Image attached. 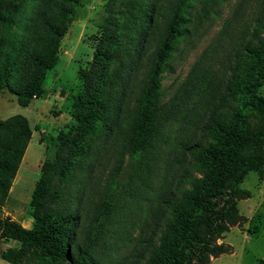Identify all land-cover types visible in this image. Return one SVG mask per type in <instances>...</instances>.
Segmentation results:
<instances>
[{
    "label": "trees",
    "instance_id": "trees-1",
    "mask_svg": "<svg viewBox=\"0 0 264 264\" xmlns=\"http://www.w3.org/2000/svg\"><path fill=\"white\" fill-rule=\"evenodd\" d=\"M221 1L109 0L90 67L79 71L83 85L74 98L71 121L57 136L54 160L40 166L30 200L32 226L0 216V238L21 244L1 252L8 264H18L28 252L38 264H100L90 246L77 244L76 231L83 220L99 230L113 207L118 183L95 200L91 183L100 158L117 136L145 52L153 41L125 146L132 156L141 153L155 130L161 82L172 53ZM77 2L0 0V93L9 91L23 107L45 95L43 81L59 60V43ZM256 3L259 12L252 27L239 32L242 49L201 131V142L183 148L198 175H185L189 185L164 199L161 220L131 264H208L231 252L219 239L246 221L237 202L250 193L240 185L250 172L264 178V96L257 92L264 83V0ZM31 134L22 114L0 119V206ZM90 204L95 212L89 217ZM257 264H264V257Z\"/></svg>",
    "mask_w": 264,
    "mask_h": 264
},
{
    "label": "rangeland",
    "instance_id": "rangeland-1",
    "mask_svg": "<svg viewBox=\"0 0 264 264\" xmlns=\"http://www.w3.org/2000/svg\"><path fill=\"white\" fill-rule=\"evenodd\" d=\"M108 2L78 0L74 5L69 26L59 43V60L43 81L45 95L33 99L26 107L20 106L9 91L0 95V119L22 114L33 130L22 161L26 168L16 173L0 206V216H8L26 228L33 223L30 200L40 166L44 160H54L57 136L71 121L74 98L83 85L79 71L90 67L102 34L101 25L107 17ZM199 5L195 4L197 8ZM259 9L256 0L221 1L210 8L196 30H191L192 36L178 44L163 73L155 130L141 153L132 156L125 146L139 86L145 77L146 59L154 49L153 41L145 52L117 136L100 158L91 183L93 200L118 183L113 207L99 230H93L83 220L76 231L77 244L83 248L90 246V254L100 264H131L143 241L153 232L154 223L161 220L164 199L172 190L187 184L183 180L185 175H198L192 158L183 148L201 142V131L210 121L211 110L221 100L235 54L242 49L239 32L252 27ZM257 92L264 96V83ZM240 187L250 193V197L237 202V209L246 221L230 227L219 239L230 245L231 252L212 258L208 264H257L264 257V178L250 172ZM87 207L90 217L95 209L92 204ZM20 246V242L0 238V254ZM29 255L25 254L18 264L39 263ZM0 264L8 262L0 256Z\"/></svg>",
    "mask_w": 264,
    "mask_h": 264
},
{
    "label": "crops",
    "instance_id": "crops-1",
    "mask_svg": "<svg viewBox=\"0 0 264 264\" xmlns=\"http://www.w3.org/2000/svg\"><path fill=\"white\" fill-rule=\"evenodd\" d=\"M47 74H48V73H47ZM45 93H46V92H45ZM0 95H3V93L1 92ZM31 102H32V101H31ZM31 104H32V103H31ZM30 127H31V126H30ZM31 130H32V128H31ZM32 134H33V130H32ZM32 134H31V137H32ZM30 140H31V138H30ZM30 140H29V143H30ZM29 143H28V145H29ZM28 145H27V148H28ZM27 148H26V150H27ZM26 150H25V153H26ZM25 153H24L23 158H22V160H21V163H20V166H19L18 171L20 170V168H26L24 165H22V161L24 160ZM18 171H17V172H18Z\"/></svg>",
    "mask_w": 264,
    "mask_h": 264
}]
</instances>
